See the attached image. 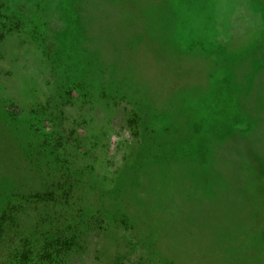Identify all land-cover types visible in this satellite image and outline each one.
I'll list each match as a JSON object with an SVG mask.
<instances>
[{
  "label": "rangeland",
  "instance_id": "1",
  "mask_svg": "<svg viewBox=\"0 0 264 264\" xmlns=\"http://www.w3.org/2000/svg\"><path fill=\"white\" fill-rule=\"evenodd\" d=\"M262 114L264 0H0V211L16 205L20 231L75 224L49 264H264V178L222 231L163 226L181 214L165 173Z\"/></svg>",
  "mask_w": 264,
  "mask_h": 264
},
{
  "label": "trees",
  "instance_id": "2",
  "mask_svg": "<svg viewBox=\"0 0 264 264\" xmlns=\"http://www.w3.org/2000/svg\"><path fill=\"white\" fill-rule=\"evenodd\" d=\"M260 116L262 120H254L255 124L247 134L231 131L224 136V140H217L216 145L212 140L206 164L194 162L193 169H190V166L184 165L190 159L180 158L177 165L186 170V175L183 176V173L178 177H169L165 173L168 180L164 185L165 193L170 196L164 202H167L168 207L172 208L173 205L181 210L179 217L177 212L176 216L173 213L164 217L166 232L171 229L180 237L194 233L195 237L200 235L207 238L210 231L207 223L213 221V226L222 231L229 223L226 221H229V217L242 216L240 214L252 212L253 207L256 208V187L264 178V115ZM218 145H222L221 151L217 150ZM170 163L175 165L174 162ZM171 164H166L165 169L173 173L175 166ZM150 193L153 196V192ZM178 196L182 198L183 204L179 203ZM61 197L66 206L72 203L66 196ZM117 199V205H128L125 194L119 195ZM198 201L205 203V208L196 205ZM27 202L62 203L61 199L58 201L49 194L31 195ZM250 204L252 206L249 207ZM17 209L16 205L10 203L0 211V264H49L54 248L67 249L73 242L76 243L74 240L77 235L72 232L75 224L69 220L64 221L58 213L52 215V220H43L49 225L45 230L20 231ZM128 214L123 212L121 218L114 217L113 221L120 218L129 222ZM138 238L143 240L142 236L138 235ZM146 261L149 262L147 257ZM135 264H138V260Z\"/></svg>",
  "mask_w": 264,
  "mask_h": 264
},
{
  "label": "flooded vegetation",
  "instance_id": "3",
  "mask_svg": "<svg viewBox=\"0 0 264 264\" xmlns=\"http://www.w3.org/2000/svg\"><path fill=\"white\" fill-rule=\"evenodd\" d=\"M112 154H114V151L110 152L109 155H107L108 158L106 157L105 161H106V160L108 161V159H111Z\"/></svg>",
  "mask_w": 264,
  "mask_h": 264
},
{
  "label": "crops",
  "instance_id": "4",
  "mask_svg": "<svg viewBox=\"0 0 264 264\" xmlns=\"http://www.w3.org/2000/svg\"><path fill=\"white\" fill-rule=\"evenodd\" d=\"M259 35H258V33H257V31H256V38L258 37ZM252 40V38H248V39H246V41H251ZM245 41V42H246ZM260 41H261V39H260Z\"/></svg>",
  "mask_w": 264,
  "mask_h": 264
}]
</instances>
